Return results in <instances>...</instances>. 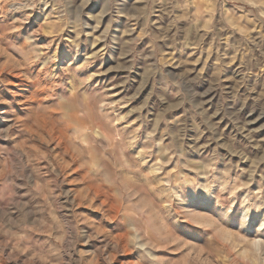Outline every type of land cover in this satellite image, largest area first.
Instances as JSON below:
<instances>
[{
    "label": "rangeland",
    "instance_id": "obj_1",
    "mask_svg": "<svg viewBox=\"0 0 264 264\" xmlns=\"http://www.w3.org/2000/svg\"><path fill=\"white\" fill-rule=\"evenodd\" d=\"M0 264H264V0H0Z\"/></svg>",
    "mask_w": 264,
    "mask_h": 264
}]
</instances>
